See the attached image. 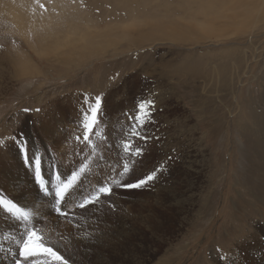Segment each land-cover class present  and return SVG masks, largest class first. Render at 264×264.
Segmentation results:
<instances>
[{"label": "rangeland", "instance_id": "obj_1", "mask_svg": "<svg viewBox=\"0 0 264 264\" xmlns=\"http://www.w3.org/2000/svg\"><path fill=\"white\" fill-rule=\"evenodd\" d=\"M32 2L30 6L43 12L37 14L48 18L51 28L57 27L54 23L66 24L60 16L76 15L81 26L90 22L89 29L95 36L86 51L98 52L88 57L70 54L64 57L65 61L61 56H53V48L46 45L33 51L26 46L31 34L25 38L14 33L15 25L6 17V10L0 12V154L19 149L21 159L22 149L27 148L22 127L28 125L34 139L49 129L58 133V124L69 114L71 105H76V115L66 122L69 127L75 124V132L82 124L90 123L82 115L86 96H100L101 110L105 111L108 90L123 86L121 98L127 101L113 115L117 123L125 126V142L120 143L130 144L127 141L134 140L132 148L135 143L143 149L134 165L138 171L133 176L128 173L124 183H136L163 167L144 187L119 188L124 199L123 211H113L112 222L117 217L130 221L126 216L131 210L130 202L137 195L141 201L151 193L147 200L156 205L143 214L146 220L153 214L155 222L150 231L141 229L137 236L122 232L125 240L120 248L117 241L116 245L109 243L103 248L110 260L106 263L141 264L140 251L146 259L142 264H211L212 256L218 261L226 258L231 253L226 248L232 249L238 241L247 239L256 220L264 223V0ZM207 6L211 8L206 11ZM107 32L108 37L104 35ZM16 49L21 53H15L16 68L24 72L46 71L34 76H14L16 68L10 57ZM59 57L60 62L53 60ZM21 63L26 67L22 69ZM79 66L83 67L78 69ZM60 68L70 71L58 76L55 72ZM147 100L155 101V110L152 122L140 129L144 136L153 137L145 142L131 134L134 121L129 120V114H135L138 102ZM44 117L49 121L46 127L41 121ZM109 121L108 125L112 123ZM82 130L86 131L84 127ZM72 136L67 138L69 143ZM86 143L89 140H82L80 145ZM8 162L13 168V162ZM125 162L123 167L129 164ZM5 168H1L0 178L6 176ZM72 180L79 182L76 176ZM74 181L65 197L74 189ZM0 194L1 198L12 196L1 185ZM83 195H78L76 202L80 203ZM186 196L193 198L191 210L197 214L195 217L189 215V207L184 205ZM201 199L206 201V214L199 219ZM44 221L42 218L33 223L32 229L38 230ZM86 233L94 239L102 236ZM106 235L111 242L118 237L114 233ZM65 236L61 234L56 239L64 238L60 244L69 255L63 253L68 264H101L97 260L101 247L82 246L81 231L75 230L72 237ZM66 241L72 242L73 247ZM255 243L257 248L261 247ZM249 246L246 243L241 247L247 250ZM261 256L264 259V251ZM50 258L45 259L47 264H60ZM29 260L27 264L34 263Z\"/></svg>", "mask_w": 264, "mask_h": 264}, {"label": "bare ground", "instance_id": "obj_2", "mask_svg": "<svg viewBox=\"0 0 264 264\" xmlns=\"http://www.w3.org/2000/svg\"><path fill=\"white\" fill-rule=\"evenodd\" d=\"M1 1L2 4H0V12L6 10L5 11L6 17L15 25V28L12 31H14V33H16L17 35L23 36L25 38H26V34L29 33L31 34V40L26 44V46L29 47L31 50L36 51L38 46L46 45L48 47L53 48V51L55 52L53 56H61L65 61L67 58L64 57L70 54L72 55L80 54L79 56L88 57V56H93L98 52L97 49H96L97 52L95 51L96 53H94V50L92 49L86 51L88 47L92 44V41L94 40V36H95V33L89 29L90 28L89 26L91 24L90 22L85 21L83 23L84 26H81L79 24V20L77 19L76 15H71L69 17L60 16L59 19H64L63 22H65L66 24L54 23L57 27L51 28L50 27L51 22L47 20L48 18L43 19L42 15L37 14L38 12H40V14H43V12L40 9H36L35 6H30L33 3L32 0H1ZM31 8L35 10L30 11ZM210 8H211L210 6H207L205 10L207 11ZM29 16L31 17L32 20L28 18ZM109 33L110 32H107L104 35L108 37ZM131 41L134 40L131 39ZM37 42L39 43L38 45L36 44ZM61 47H65L66 50ZM15 51L12 57H10V60L12 61V63H14V67L16 68L17 65L16 54H21V53L19 52V49H16ZM99 54L100 53H98V55ZM61 57L54 58L53 60L57 61V59H60ZM57 62H60V60H58ZM12 63L10 62L11 66ZM23 67L26 66L24 65L22 66L21 63V68L23 69ZM82 67L83 66H79L78 69H81ZM45 71L46 70L40 69L37 71L30 70L24 72L21 69L16 68L14 72V76H17V74L34 76L39 74V72L44 73ZM68 71H70V69L64 71L62 68H60L55 72V74L58 76L66 75ZM73 71H75V69H73L71 72ZM53 76L54 75H52V77ZM122 93H123V86L121 88L120 86H118L116 88H110L108 90V92L106 93L107 98L106 97L104 98V104L106 103L104 107L106 109L105 111L103 110L100 111V114L98 116V123L94 128L91 129V132L89 133V143H86L84 145H80L82 143V140H84L83 137L86 132L85 130H82L84 126L79 127L75 132H73L72 129L75 124L74 125L72 124L69 127V124L66 122L68 118L72 117V115L74 116L76 115V105L70 106L71 108L70 111L68 112L69 114L65 118H63L60 124H58V128H59L58 133L57 131L49 129L48 133H44L40 137L34 139L30 136L31 134L30 131H32V129H29L28 125H24L22 127V135L25 137L27 142V144H25V146H27L26 150L28 151L27 155L33 160L36 157L40 158L39 175L42 176L43 181L45 183V187L50 188L51 186L61 181L59 179L53 181L52 179L53 173L57 174V176L59 177H62V180H64L67 176H69L71 172L73 173L74 171L76 173V177L79 182L73 180L75 183L74 189L70 192L68 196L66 197L64 196L62 200V202L65 203L64 204L62 203L61 207L68 209L67 210L68 215H65V217L64 216L60 217L58 215H55L50 206V204L54 202L53 197L44 196V194L39 191L38 185L35 183V178L37 177V175H35V171H36L35 166H30L28 163H26L24 151H22L21 159L19 156L20 154L19 149H15V150L11 149L8 153H6L7 155L5 154L6 151L0 154V171L1 168L3 169V167L5 166L6 167L5 171L7 173L4 178H0V185L4 186L6 191H9V193H11L12 195L1 198L2 197L1 195L3 194H0L1 196L0 201L4 202L3 205L0 203V264H11L13 260L11 254L17 251L18 244L19 245L21 244L19 242H21L25 238L27 232L32 229L31 227L32 224L33 223L36 224L42 218H44L45 220L44 223H42V225L37 224L38 230L36 228V234L41 238L39 241H37V243H43L45 246L53 247L54 250L58 251V253L61 254L62 256L63 253L67 255L68 253L65 251L64 248L61 247L60 244V242H63L64 238L62 237H61L62 239L60 238L62 241H59L56 238L61 234L70 237L72 234H74L75 230H78L81 231L84 235L81 239V240L84 239L82 246L90 247V248L94 246L101 247V251L99 250V252L97 253L98 256L97 260L101 264H107L106 262L110 261L109 258H107V255L105 254L103 248L105 249V247H107L109 243H111L112 245L113 244L116 245V241L118 242L117 245H119V248L123 244V240H125L124 239L125 236L122 234V232H125L128 235L134 234L135 236H137L136 233L141 231V229H143L142 230L143 232L145 229L147 231H150L153 228L152 223L155 222L154 215L152 214L146 220L145 215L143 214L144 212L146 213V211L151 210V207H153L154 206L153 204H155V203L152 204L151 200H147L152 197V193L150 194V196L147 195L146 197H144L145 199L141 201L138 195L137 197H135V199L133 198L134 200L130 202L131 210H128L130 211V213L129 214L127 213V215L125 214L126 216H128L130 221L128 220L125 221L123 220L124 218L122 217L115 218V222H112L110 220V214L113 216V211L114 212L117 210H119L120 212L123 211L122 207L124 205L123 204L124 199H122L121 191H119V188L121 186L116 184L111 185L112 191L110 195H102L99 198V200H97L95 203L88 204L86 207H76V208L73 207L78 203L76 202V199L77 196L80 195L81 193L82 195L84 194L83 195L84 197H87L90 194H94L96 193L97 188L103 185V182H106L108 184L113 180H118L120 184H124L130 172L133 176L134 173L138 171V170L135 171L136 166H134L135 164H137L138 156L136 158L133 155H130L129 152L126 153L124 149L125 143L122 144L120 143V140L124 141V137H125L123 133V129L125 127L124 123H117L118 121L113 116L118 110H120V106L122 105L125 106V103L127 101L125 97L124 99L121 98ZM123 96H125V93ZM117 98H119V100ZM72 103L73 102H71V104ZM78 104H80V102H78ZM101 115L103 117H100ZM47 118L48 117H44L41 120L44 122L45 127L48 126L47 124L49 122ZM52 118H54L55 121L58 120L54 116H52ZM89 120H91V118ZM108 121L112 123L108 125ZM138 130L140 131V129ZM70 135L72 137L69 143V141H67V138L70 137ZM130 139L131 138L129 137L128 140ZM42 140L44 141V143L41 142ZM133 141L134 140L132 141L130 140L127 142H130L131 144ZM3 143L5 142H2V144ZM135 148H137V146L135 145V143H133V149ZM81 154L85 156L84 160H83V155ZM10 160L11 162H13L12 165L13 168L10 167V164L8 162ZM125 160L128 161L129 163L128 164L129 171L127 172L126 177H125L126 174L123 176L119 175V173L123 171L122 162L123 161L125 162ZM7 168L8 170H6ZM7 182H9L10 185L7 186L6 185ZM80 198H78V200ZM192 201H193L192 197L186 196L184 200L185 202L184 205L189 207V209L186 207L189 215H193L195 217V215L197 214L196 213L192 214V210H191ZM202 201H201V208L199 213L200 216L198 217L199 219L201 215L205 213L204 208L206 201L205 199ZM8 204H12L16 206L18 209L22 210L24 212V216L16 215L15 213L11 212L7 207ZM180 205L183 206V203L180 202ZM210 226L211 224L206 226L204 225L205 228L204 227L203 228L208 229ZM86 232H93V235L102 234V236L94 239L92 238L93 236L88 237V234ZM109 233L110 234L114 233L118 235L116 240H114L115 238L113 239L114 242H111L112 241L111 239L108 240L109 237H105V235ZM247 237L250 239L247 238L238 241L234 248L232 249L230 247L226 248L228 251H231V253L226 258H222L220 261H218L214 256H212L211 264H264V259L261 256V252L264 251V249H262V247H264L263 246L264 223H261V221L256 220V222H254V225H252L251 231L248 233ZM221 238L222 236L218 237L219 241L221 240ZM252 241L253 243L251 244ZM256 241L261 245V247L257 248L255 243ZM64 243L72 246V242L68 243L66 241ZM77 243L78 241H76L74 245L77 246ZM246 243H248L250 246L247 248V250H244V248L241 246ZM145 246L146 245H143L142 251L145 250ZM254 246H256V248ZM122 247L124 248L126 246H122ZM140 253H142V260L139 261L142 264L145 262L146 259L144 260L143 252L140 251ZM49 257L50 256H48L47 254L38 252V254L33 257H30L26 260L22 259V262L23 264H27V262L30 261L29 259H31L32 262H34L33 264H47L48 262L46 263L45 259ZM252 259L254 260V262L252 261Z\"/></svg>", "mask_w": 264, "mask_h": 264}, {"label": "snow or ice", "instance_id": "obj_3", "mask_svg": "<svg viewBox=\"0 0 264 264\" xmlns=\"http://www.w3.org/2000/svg\"><path fill=\"white\" fill-rule=\"evenodd\" d=\"M84 105L86 107L82 108V115L84 121H88L91 117L90 123H85L83 126L86 129L85 135L83 139L85 141L89 140L88 131L94 128L98 123V116L101 111L102 99L100 96H96L94 98L85 97ZM155 110V101L154 100H147V101H140L136 105V112L135 114H129V120L134 121L131 128V134L135 137H139L140 139L148 140L152 139L153 137L144 136L141 129L144 127L145 124L152 122V112ZM27 111V109H26ZM124 149L126 152H129L130 155L139 156L142 154V148H132V145L129 143L124 144ZM25 152V161L30 166H35L36 174L39 176V164L40 158L36 157L34 160L27 155V150L22 149ZM163 165L158 167L155 171L149 174L146 178L139 180L136 183H124L120 184L118 180H113L108 184H105L98 188L96 193L92 195L90 198H85L83 203L80 204V207H86L90 203H95L102 195H110L112 191L113 184L119 185L125 188H141L148 184L149 181H152L156 178L157 172L161 170ZM129 171V167L127 164L123 167V171L119 173L120 176L125 175ZM67 187V186H65ZM57 196H61L60 192H57ZM60 201L58 200L57 203ZM59 212V209H57ZM41 238L36 234L35 231H28L27 238L24 239L23 243L19 246V256L26 260L30 257H33L39 253L47 254L50 256L54 261L60 262V264H68V261L60 255L57 251L54 250L53 247L45 246L43 243H37ZM15 264H22L21 259H17Z\"/></svg>", "mask_w": 264, "mask_h": 264}]
</instances>
